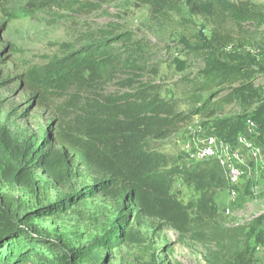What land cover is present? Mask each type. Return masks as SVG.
<instances>
[{"label": "rangeland", "instance_id": "374dc122", "mask_svg": "<svg viewBox=\"0 0 264 264\" xmlns=\"http://www.w3.org/2000/svg\"><path fill=\"white\" fill-rule=\"evenodd\" d=\"M259 3L264 5V0ZM210 38V30L187 10L172 14L169 20L155 21L149 8H138L134 0H0L3 118L10 115L20 133L53 135L65 102L73 94L59 89L55 79L75 55L100 42L112 44L115 39L120 40L113 45L116 51L124 58L132 57L131 66L139 68L122 69L111 76L107 93L131 91L123 84L135 78L136 86H158L162 98L173 102L179 112L189 113L199 99L204 102L215 93L220 94L217 99L223 98L239 85L216 86L222 79L215 72L242 58L253 62L245 75L264 99V36L250 45L226 48L215 60L204 49L205 40ZM134 71L138 75H133ZM250 104L254 109L260 103L252 99ZM244 109L234 101L217 119L244 114ZM213 122L195 117L170 139L152 146L171 158L173 168L191 165L197 161L190 154L214 133ZM251 166L255 174L234 207L229 190L210 193L176 176L173 193L192 206L193 227L204 199L215 205L217 220L198 228L205 234L201 241L193 239L194 233L181 237L173 229L160 230L156 222L147 221L135 226V243L114 249L104 246L85 255L110 230L118 213L99 195L81 204L66 202V210L41 214L26 225L20 224L15 214L58 205L91 184L79 179L61 187L41 172L36 175L40 184L37 191L0 181V238L8 240L17 225L32 233L31 247L40 253L34 264H264V244L256 239L257 232H264V156ZM75 255L81 261L73 259Z\"/></svg>", "mask_w": 264, "mask_h": 264}, {"label": "trees", "instance_id": "16d2710c", "mask_svg": "<svg viewBox=\"0 0 264 264\" xmlns=\"http://www.w3.org/2000/svg\"><path fill=\"white\" fill-rule=\"evenodd\" d=\"M260 1L134 0L138 8H149L155 21L169 20L172 14L187 10L199 19L203 28L210 30L211 38L205 40L204 49L214 60L226 48L250 45L264 36V5ZM119 41L100 42L75 55L55 79L59 89L71 90L73 94L65 102L53 135L20 133L10 115L3 118L0 107L1 182L37 191L40 184L36 175L41 172L61 187H68L79 179L91 183L62 199L58 205L15 214L20 224L26 225L41 214L54 215L66 210L68 204H81L99 195L118 213L110 230L97 239L85 255L104 246L114 249L135 243V226H143L147 221L156 222L160 230L173 229L181 237L194 233L193 239L201 241L205 234L198 228L217 220L215 205L204 199L196 214L199 221L195 219L193 227L192 206L185 205L173 189L176 176H182L210 193L229 190L219 163L205 160L173 168L171 158L158 152L153 142L170 139L198 116L214 120L213 132L232 146L237 145L249 118L264 133V99L245 75L253 62L238 58L241 60L221 66L215 73L222 81L216 86L239 85L223 98L217 99L220 94L215 93L204 102L199 99L193 110L184 113L179 112L173 102L162 98L158 86H136L135 78L123 84L124 88L131 89L129 92H106L111 76L115 77L122 69L137 71L139 68L131 66L132 57L124 58L113 47ZM132 74L138 75V72ZM43 95L40 94L42 98ZM252 99L260 103L254 109L250 104ZM234 101L245 106V113L217 119L225 106ZM49 128L52 130V126ZM12 230L8 240L0 238V264H34L33 259L39 258L40 253L31 247L32 233L19 225ZM35 231L40 233L36 228ZM256 239L264 244V232H257ZM73 259L81 261L77 255Z\"/></svg>", "mask_w": 264, "mask_h": 264}, {"label": "built area", "instance_id": "2783aa9c", "mask_svg": "<svg viewBox=\"0 0 264 264\" xmlns=\"http://www.w3.org/2000/svg\"><path fill=\"white\" fill-rule=\"evenodd\" d=\"M190 156L197 162L216 160L219 163L228 180L230 202L234 207L239 203L247 187L241 186V181L247 178L248 174L250 177L253 176L254 168L251 165L257 164L264 156V133L260 130V126L249 118L238 136L236 146L212 133ZM232 209H229L228 213H231Z\"/></svg>", "mask_w": 264, "mask_h": 264}, {"label": "crops", "instance_id": "0c3cea01", "mask_svg": "<svg viewBox=\"0 0 264 264\" xmlns=\"http://www.w3.org/2000/svg\"><path fill=\"white\" fill-rule=\"evenodd\" d=\"M254 173V172H253ZM255 174V173H254ZM253 174V175H254ZM249 177V178H248ZM252 177V176H251ZM249 176V174L247 175V178H244L242 181H241V186H247L248 185V180L251 178Z\"/></svg>", "mask_w": 264, "mask_h": 264}]
</instances>
